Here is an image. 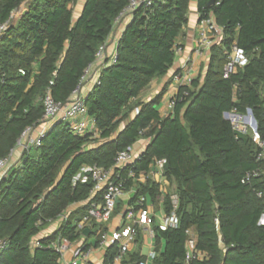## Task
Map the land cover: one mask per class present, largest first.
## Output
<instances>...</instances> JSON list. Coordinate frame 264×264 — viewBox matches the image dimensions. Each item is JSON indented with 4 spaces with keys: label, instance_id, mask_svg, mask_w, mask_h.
<instances>
[{
    "label": "trees",
    "instance_id": "1",
    "mask_svg": "<svg viewBox=\"0 0 264 264\" xmlns=\"http://www.w3.org/2000/svg\"><path fill=\"white\" fill-rule=\"evenodd\" d=\"M130 1L86 0L75 19L79 0H0V26H7L0 37V159L17 149L28 128L42 122L48 90L57 102L71 98ZM191 2L152 0L140 5L117 41L116 63L101 70L86 97L97 133L80 135L57 122L41 146L24 151L21 164L0 181V239L9 243L0 264H60L53 245L63 239L73 244L95 238L84 251L98 248L99 231L106 227L94 222L86 237L79 225L93 204H103L104 192L92 196L90 174L87 181L74 180L86 167L112 169L117 155L141 140L150 143L140 160L117 172L128 190H136L130 205L136 207L141 197L152 204L161 201V184L151 178L137 180L157 160H166V214L173 211L172 197H178L179 227L163 231L152 226L158 247L152 264H185L190 230L196 233V250L205 254L191 264H264V226L259 225L264 178L243 183L261 167L259 150L253 134L238 133L225 119L226 113L246 115L251 110L264 141V0H197L200 21L212 17L223 29V40L210 48L205 76L179 88L168 116L159 110L168 86L151 101L142 99L173 68ZM23 5L16 20L13 14ZM235 46L248 64L225 78ZM85 202L33 248L45 227ZM123 212L119 203L113 218ZM119 249L114 245L106 250V264ZM145 259L135 253L130 263Z\"/></svg>",
    "mask_w": 264,
    "mask_h": 264
},
{
    "label": "built area",
    "instance_id": "2",
    "mask_svg": "<svg viewBox=\"0 0 264 264\" xmlns=\"http://www.w3.org/2000/svg\"><path fill=\"white\" fill-rule=\"evenodd\" d=\"M152 0H131L129 5L119 14L115 20L114 30L111 37L108 39L106 44L102 45L96 55V61L92 64L85 72V76L82 80L80 86L73 92L71 98L66 102H57L54 100L50 90L47 91L42 102L45 107V113L42 122L36 127L28 128L21 140L18 143L17 148H21L24 152L31 147H40L41 140L46 135L47 131L51 126L57 122H64L69 125V128L77 134L85 135L91 132H96V126L94 120L89 116L88 109L85 105L86 97L83 94L82 88L87 77L91 74L93 69L97 67L99 70L107 67L108 65L116 63L117 55L116 50L113 54L109 55L108 46L111 40L114 39L115 33L119 31V28L127 23L131 17L132 13L142 4H150ZM17 12L13 14L15 18ZM201 27V47L208 50L210 48L220 43L223 40V29L217 26L214 18L210 17L203 19L199 22ZM7 29L6 25L0 26V37ZM116 40V45H117ZM180 49L178 50V53ZM109 61V62H108ZM248 64V58L242 50L238 47H234L229 58L228 64L224 69V77L228 78L232 73L236 72L237 68L240 66H245ZM177 82L179 77H176ZM174 107V102L170 103L171 110ZM228 120L231 122L235 131L241 134L251 133L253 134L254 141L258 147V162L261 163V167L255 171L248 173L243 183H246L253 177L264 178V141L258 134V123L253 115H250L249 110L246 115H238L236 113H228ZM37 132V133H36ZM36 133V136H35ZM23 141L25 143L23 144ZM140 143L150 142V140H141ZM138 142V143H139ZM142 152H138L134 147H130L127 150L120 152L115 160V165L110 170H103L94 167H86L83 169L82 174H80L75 180L74 184L78 181H87L86 174H90L92 180L95 184L92 190V196H95L99 192H104V200L102 205L93 204L89 210V214L83 219L79 225V230L84 231L86 229H92L93 223L102 224L106 227V230L99 231L100 245L99 247L107 250L108 248L119 245L120 249L118 254L113 258L111 264H128L127 259L132 251V246L135 245L136 239L138 237L139 230L147 228L148 234L151 238H154V232L152 226L154 225V215L149 204L151 202L145 198L141 197L135 204L136 207L127 205L126 210L119 215L117 227H111V222L113 219V214L124 197L127 196L129 191L135 194V188L128 190L127 181L118 174V171L131 166L140 160ZM13 153L5 159H0V181L6 178L9 173L18 164L12 162ZM166 165V160H157L147 175L144 173L137 179L140 182H146L148 178L161 184L162 189V200L167 193V189L170 184L164 179V167ZM130 178H134L135 174L131 173ZM259 198H262L263 193L258 194ZM173 211L171 214H165L159 226L161 230L166 231L168 229H177L180 225L179 217L176 213L178 207V197L173 196ZM138 208V209H137ZM137 209V210H136ZM63 221L68 218L67 215L61 217ZM259 225L264 226V214L262 215ZM188 242H187V253L185 264H191L193 260H203L205 254L196 250V233L193 230L187 232ZM39 246L38 241H33V248ZM71 243L63 239L57 244L53 245V248L57 253L61 255V261L64 255L69 250ZM9 243L5 239H0V254L8 250ZM88 252V251H87ZM87 252L84 251V247L79 248L74 255V260L71 264H85L87 259ZM158 253L153 250L148 253L144 261L138 262L137 264H152L156 259Z\"/></svg>",
    "mask_w": 264,
    "mask_h": 264
},
{
    "label": "crops",
    "instance_id": "3",
    "mask_svg": "<svg viewBox=\"0 0 264 264\" xmlns=\"http://www.w3.org/2000/svg\"><path fill=\"white\" fill-rule=\"evenodd\" d=\"M86 0H79V5H76L75 7V19H77L80 14L82 13L84 3ZM26 5H23L21 9L17 12V15L15 17L16 20H18L23 11L25 10ZM200 16L197 11V0H192L191 2V8H190V14H189V24L186 28V34L183 38L179 39L178 46H180V52L178 53L177 60L173 66V68L170 70L169 74L165 76L164 78L155 80L149 88L142 94V99L149 102L152 99H154L159 93L162 92L163 88L165 86H168V89L166 91V94L164 96V99L160 106V112L162 116H168L171 113L170 108V101L171 99L178 93L179 88L181 86H185L190 84L191 81L202 75L205 76L209 61H210V50L201 47V27L199 25ZM128 24L125 23V27ZM123 25V26H124ZM121 26L119 28V31L115 33L114 39L111 40L108 46V54L111 55L116 50V40L120 38L122 35L124 28ZM101 70H99L97 67L93 69L91 74L87 77L86 81L84 82L82 91L85 96H87L95 86L99 76H100ZM176 77H179V81L177 82ZM37 133V132H36ZM35 133V136H36ZM25 141H23V144ZM140 143V142H139ZM150 142L146 143H140V146L135 147L136 151L138 152H144L147 148L148 144ZM23 156V151L21 148H17L13 152V158L12 162L15 164H21V159ZM18 166V165H17ZM134 193L129 191L126 197H124L123 200L120 201L121 206L123 207V211L126 210L127 205L130 204L131 198L133 197ZM163 200L158 201L154 204H149V208L153 212L154 215V225H159L162 221L163 217L165 216V211L163 208ZM85 203H81L78 205L72 206L68 210V215L75 211L78 207L85 205ZM67 215V214H65ZM118 218L114 217L111 222V227H117L118 225ZM58 222V223H57ZM65 222L62 218L50 223L48 225V228H45L38 238L35 239V241H39L40 239H43L45 237H48L49 235L56 232ZM153 225V226H154ZM148 229L144 228L140 230V239L139 242L136 241L135 245L132 246V251L127 259V263H130V260L132 259L133 255L135 253L140 254L141 256L147 257L148 253L153 250H158V247L156 245V239L151 238L148 234ZM137 240V239H136ZM95 241V238L90 239L88 242H86L85 239H81L77 243L71 244L69 250L64 255L63 260L60 264H71V262L74 260L75 252L81 248L85 247L87 244H91ZM106 250L98 247V248H92L87 252V259L85 260V264H106L105 258H106ZM133 264V263H132Z\"/></svg>",
    "mask_w": 264,
    "mask_h": 264
},
{
    "label": "water",
    "instance_id": "4",
    "mask_svg": "<svg viewBox=\"0 0 264 264\" xmlns=\"http://www.w3.org/2000/svg\"><path fill=\"white\" fill-rule=\"evenodd\" d=\"M213 1L214 0H212L211 3H213ZM249 113H250V115H252V111L251 110H249ZM228 115H229L228 113L225 114V119H227V120H228ZM90 233H91L90 229H86V230L83 231V235L86 236V237H88ZM133 264H137V263H133Z\"/></svg>",
    "mask_w": 264,
    "mask_h": 264
},
{
    "label": "rangeland",
    "instance_id": "5",
    "mask_svg": "<svg viewBox=\"0 0 264 264\" xmlns=\"http://www.w3.org/2000/svg\"><path fill=\"white\" fill-rule=\"evenodd\" d=\"M77 5H79V3H77ZM128 22H129V21H128ZM123 27H125V25H124ZM170 103H171V101H170ZM138 145L140 146V143H137V144L135 145V147H138ZM32 152H33V150H32ZM57 223H58V222H57ZM45 228H48V226L45 227Z\"/></svg>",
    "mask_w": 264,
    "mask_h": 264
}]
</instances>
